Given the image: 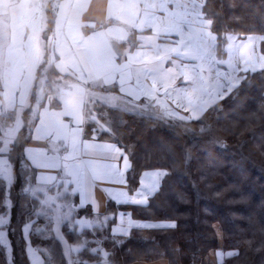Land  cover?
Segmentation results:
<instances>
[{
    "label": "trees",
    "instance_id": "trees-1",
    "mask_svg": "<svg viewBox=\"0 0 264 264\" xmlns=\"http://www.w3.org/2000/svg\"><path fill=\"white\" fill-rule=\"evenodd\" d=\"M49 7L48 3L44 7L46 26L41 38L45 53L37 74L46 63L48 51L51 52L54 18ZM202 12L210 20V30L216 36L218 57L224 56L229 34L238 38L248 34L263 36L259 51L264 55V0H204ZM132 40L131 34L125 43H113L118 59L126 44L129 48L134 46ZM54 75L55 80L60 78L55 70ZM33 97L34 93L30 102ZM46 102L52 105L48 98ZM28 111L21 114V126L1 154L5 159L3 165L11 167L14 181L8 186L0 176V211L9 189L14 206L10 205L8 236L0 239L5 240L0 247V264H28L21 228L24 223L37 219L38 206L30 197L42 185L35 184L24 194L33 169L26 163L23 149L36 121L35 117L28 123ZM94 111L97 121L106 124L107 129L89 121L83 124V136L114 143L126 154L132 165V170L126 173L128 190L136 188L143 170L163 169L167 173L159 192L149 198L147 207L116 205L109 201L105 206L106 215L113 216L121 210L131 212L135 219L176 223L175 229H134L126 237H116L109 232L113 220L109 221L107 229L96 230L102 239L89 245L102 247L108 253L107 257L98 253L97 264L158 259L167 264H212L209 253L218 247L235 252L219 264H264V69L245 74L235 89L196 120L144 116L104 104H95ZM14 118L13 113L0 115V146L1 131ZM43 187L49 189L46 199L50 204H55L61 193L73 192L62 182ZM54 208L52 205L48 209L50 215H56ZM86 211L89 218L93 217L89 209ZM4 215L7 218L8 213L5 211ZM48 224L46 219L39 220L29 235L30 244L36 245L42 255V264H68L75 260L80 254L70 249L78 248L87 232L75 243L61 240L57 245L49 237L59 236L60 231H45L40 238L35 235L36 227L47 229ZM56 224L66 233L67 241H73L74 234L68 233L64 222ZM80 227L73 225L74 229Z\"/></svg>",
    "mask_w": 264,
    "mask_h": 264
},
{
    "label": "crops",
    "instance_id": "crops-1",
    "mask_svg": "<svg viewBox=\"0 0 264 264\" xmlns=\"http://www.w3.org/2000/svg\"><path fill=\"white\" fill-rule=\"evenodd\" d=\"M203 4L204 0H57L50 36L54 70L75 84L115 87L110 93L136 103L146 101L168 117L196 120L235 89L245 74L264 69L260 36L248 34L238 40L227 35L224 56L218 57L216 36L202 12ZM44 14L40 0H0V27L7 31L6 44L0 49V115L17 113L35 94L36 71L43 56ZM131 34L134 46L126 44L118 60L113 43H125ZM59 102L57 107L46 103L38 110L23 149L33 169L28 191L35 184H68L90 205L91 213L95 210L96 217L91 218L103 219L110 198L131 205L130 198L143 187L139 181L145 171L165 172L143 170L136 188L128 190L126 154L111 142L84 138L80 96L62 94ZM17 118L21 120L16 114ZM120 212L125 213L123 223L114 219L110 234L112 227L128 233L152 228L148 224L129 227L128 211L118 210L113 216L119 217ZM26 223L21 233L27 262L42 264V255L30 244V229L23 230ZM234 254L218 247L208 258L219 264Z\"/></svg>",
    "mask_w": 264,
    "mask_h": 264
},
{
    "label": "snow or ice",
    "instance_id": "snow-or-ice-1",
    "mask_svg": "<svg viewBox=\"0 0 264 264\" xmlns=\"http://www.w3.org/2000/svg\"><path fill=\"white\" fill-rule=\"evenodd\" d=\"M132 170L131 162H129V166L127 172ZM167 175L166 172H150L145 171L143 173L142 179L139 181L143 187H138L136 189V195L132 196L131 205L133 206H145L147 207L150 203L149 198L154 197L160 190V187L163 183V178ZM15 183V182H14ZM11 189H9V194L7 200L3 203V211H0V228H3V231H0V236L7 238L8 236V225H10L11 221ZM49 189L47 187L38 186L34 189L33 195L30 197L31 200L38 206V210L35 212L36 220H33L32 223H26L23 226V230H28L33 227L35 223H37L41 219H46L49 221L48 227H36L35 235L40 238V234L49 231L51 233H55L60 231L59 236H50L49 238L54 239L57 245L60 244L61 240H66L68 243H75L79 240V237L83 234V232H87V236L84 237L83 243H80L78 248L70 249L71 251H76L80 255L68 264H97L96 258L98 253L101 257H107L108 253L102 249V247L98 248L96 246L90 247V244H94L97 239H102L97 236V229H107L109 226V221L114 219H120L121 223H123V219L125 218V213L120 212L119 217H114L112 215H104L103 219L89 218V213L86 209L90 208V205L83 202L82 198L75 192L71 193H61L58 201L55 204H50L46 199L48 195ZM24 194L27 195V189L24 190ZM110 201L115 203L116 205H120V202L113 200L110 198ZM55 205L54 212L56 215H50L48 209L50 206ZM8 213V216L4 215V212ZM91 215H95V210H92ZM128 226L131 227L134 224L138 225H151L152 229H175L176 223L173 222H161V223H143L136 222L132 219L131 212L127 214ZM63 221L64 226L67 228L68 233L74 234L73 241H67L66 233L61 231L56 222ZM81 226L79 229H74L73 225ZM128 230L125 228L112 227L111 235H124L127 236ZM30 240V238H29ZM5 240H0V247L3 246ZM115 243V241H114ZM36 247V245H32ZM87 253V255H84ZM25 258L27 259V246L25 249Z\"/></svg>",
    "mask_w": 264,
    "mask_h": 264
},
{
    "label": "rangeland",
    "instance_id": "rangeland-1",
    "mask_svg": "<svg viewBox=\"0 0 264 264\" xmlns=\"http://www.w3.org/2000/svg\"><path fill=\"white\" fill-rule=\"evenodd\" d=\"M56 1L57 0H40V6L45 7L48 3L50 5L49 7L50 12L53 13ZM42 21L44 22V29H45V26H46L45 14L43 15ZM128 32L131 33L132 30H129ZM229 35L236 37V39L238 40L239 39L244 40V38L246 39V36L242 38H238L236 35H232V34H229ZM250 35L263 37L259 34H250ZM6 37H7L6 29L5 28L2 29L0 27V49H2L5 46ZM47 44H49V38L47 39ZM43 47L44 46H42V55H44L45 53ZM37 75L38 77L35 82V94H34L32 102L28 101V103L22 109L18 110L17 113H13L14 115L17 114L20 117L23 111H25L26 109H29L27 113V121L30 124L34 121V118L36 117L37 112L41 108V106L47 103L46 102L47 98L50 100V104H52V105H49V104L47 105L51 107L53 106L57 107L58 105H60L59 97L62 94L80 96L81 101L83 103L82 105L84 106L83 107V116H84L83 124L89 121H94L99 127H101V129H107V125L102 124L97 121L96 113L94 111L95 104H104L108 107L119 108L126 112L140 114L144 116H150V117H156V118L168 117V115H166L165 113L163 114L159 113L158 107L154 105H149V103L146 101L136 103V102H132L129 100L128 101L124 100L122 97L118 96L117 94L110 93L112 89L116 90L115 87L114 88L101 87V85L98 84L97 82H93L87 85H80V84H75L73 81H70L69 78L68 79L58 78L57 80H55L54 79L55 75H54V70H53V55L51 54L50 50L48 51V54L46 55L45 65L42 68H40ZM57 103L58 105H56ZM20 125H21L20 118H17L16 121L14 118L12 120V123L1 131V135H2L1 141L3 143L1 142L2 146H0V176L5 180L8 186L14 181V176L12 174L11 167L7 164L3 165V163L5 162V159L1 158V154H3L8 149V145L14 138L17 130L20 128ZM82 128H83V125H82ZM211 259H212V256L210 257V261L212 262Z\"/></svg>",
    "mask_w": 264,
    "mask_h": 264
}]
</instances>
